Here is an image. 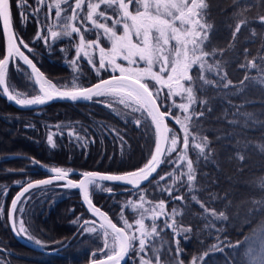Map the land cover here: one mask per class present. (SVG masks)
I'll use <instances>...</instances> for the list:
<instances>
[{
	"label": "snow or ice",
	"instance_id": "obj_1",
	"mask_svg": "<svg viewBox=\"0 0 264 264\" xmlns=\"http://www.w3.org/2000/svg\"><path fill=\"white\" fill-rule=\"evenodd\" d=\"M210 8V0H0V27L6 42L0 54V90L9 102L20 108L39 107L54 100L101 103L118 117L125 120L131 117L137 128L154 131L149 158L134 170L124 173L82 171L77 180L71 178L72 168L56 166L47 168L51 174L47 178L24 183L15 181L20 190L11 199L7 212L0 204V218L6 215L7 226L15 235L37 246H46L45 241L33 235L31 210L26 211V207L32 199L31 190L57 185L79 190L83 204L95 218L81 219V214L71 221L81 234H95L102 240V247L91 253L89 264H127L129 260L133 264H185L184 250L176 237L189 238L187 234L193 232V225L186 224L184 217L192 215L203 221L200 230L214 234L215 242L202 256L193 257L190 264H201L209 252L225 248L236 251V257L230 256L226 264H264V254L257 255L250 243L257 228L264 232V198L253 200L245 215V220L257 214L261 217L256 227L250 229L252 235H242L235 241L222 238L223 228L217 223L230 219L228 209L232 201L209 191L215 181L201 171L202 164L215 163L218 156L204 127L209 114L214 112L215 100L226 98L229 107L216 119L226 120L231 125L238 121L229 116L241 114L240 106L233 104L231 97L244 94L253 86L264 91V30L250 29L248 42L255 43L257 38L260 41L255 54H251L247 46L242 53L236 50L242 28L253 22L264 25V0H232L228 24L231 36L224 47L214 45L210 39L215 27ZM252 9H256V16L249 18L247 14ZM16 17L21 27L35 22L37 31L33 42L41 41L46 47H51L49 38L52 41L66 38L71 42L74 55L68 60L72 70L70 81L54 82L25 54L22 49L28 53L35 49L17 34ZM68 51L61 48L66 55ZM84 61L97 77L87 86L81 83L86 75L82 67ZM233 63V71L243 72L239 80L231 78L229 68ZM13 64L29 82L31 93L27 88L18 90L9 83V67ZM104 72L110 75L104 78ZM243 115L252 119L250 113ZM169 121L178 129L170 127ZM65 129L69 142L76 143L77 147L86 149L96 142L95 134L80 122L56 124L49 128L46 136L51 148L57 147L54 137L62 138ZM96 130L118 139L121 150L127 143L121 130L105 121L96 122ZM234 143V155L229 159H237L241 165L249 148L264 155V141L253 144L241 137ZM31 163L39 162L32 159ZM162 165L169 167L163 170ZM6 171L22 172L23 169ZM117 183L130 186L122 191L136 197L121 204L118 219L122 226L93 202L97 192L113 196V185ZM260 183L264 190V179ZM8 192V186L0 184V196L6 197ZM201 193L207 195L201 198ZM217 201L222 203V208L216 207ZM190 203L196 204L200 211L193 213ZM125 210L131 212V222ZM169 231L173 234L174 249L165 247L168 244L165 233ZM5 252L6 249L0 247V254ZM0 264H8L3 255H0Z\"/></svg>",
	"mask_w": 264,
	"mask_h": 264
},
{
	"label": "trees",
	"instance_id": "obj_2",
	"mask_svg": "<svg viewBox=\"0 0 264 264\" xmlns=\"http://www.w3.org/2000/svg\"><path fill=\"white\" fill-rule=\"evenodd\" d=\"M210 5H212L211 1ZM210 13L211 22L215 26L210 39L214 45L224 47L231 36L228 24L231 22L232 0H225L221 11L211 7ZM219 14L223 16L222 19H219ZM52 15L54 17V12ZM247 15L249 18H254L256 9H252ZM253 27L258 32L264 30V25L258 22L250 23L247 28H242L237 38V52L242 53L243 48L247 46L251 54H255L260 43L259 39L257 38L255 43L248 42L251 35L250 29ZM14 28L17 34L35 49L33 53H28L26 49H23L25 54L34 60L37 67L49 79L58 84L70 81L72 70L68 60L74 55V48L68 39L61 38L52 41L49 38L51 47H46L41 41L33 42L37 31L35 22L21 27L20 20L16 17ZM89 38L94 37L90 36ZM4 48V38L0 27V54H3ZM61 48L69 49L67 55L61 52ZM240 58L242 59V55ZM16 63L21 62L16 61ZM82 67L86 75L82 77L81 83L84 86L94 83L97 77L91 72L86 61L83 62ZM233 69H235V63L229 68L231 78L233 80L241 79L243 72L233 71ZM109 75L107 72L102 73L104 78ZM8 80L12 87L18 90L27 88L29 93L32 92V88L28 86L29 82L16 71L14 64L9 67ZM176 99L179 101V98ZM231 99L233 104L240 106L241 114L236 117L229 116V119H235L238 123L230 125L226 120L218 121L216 119L221 115L223 109L229 107L226 98H217L214 102V112L209 114L210 118L204 123L206 134L213 140V147L218 153L217 161L206 165L202 164L201 171L215 181L210 185L209 191L218 193L220 196H227L232 201V207L228 209L230 219L218 222L217 226L223 228V232L220 233L222 238L227 237L235 241L241 239L242 235H252L250 229L256 227V221L261 219L257 214L249 216L245 220V215L247 209L252 207L253 200L264 198V190L260 183L264 179V155L249 148L242 165L237 159H229V157L234 155V141L241 137L252 141L253 144L264 141V91L253 86L246 93L232 96ZM243 113L252 114V119H248ZM98 121H105L110 126L121 130L127 142L123 150H121L119 140L114 136L101 135L96 130ZM75 122H80L84 127L89 128L95 134L96 142L90 143L86 149L77 147L76 143L69 142L66 135L67 129H65V135L62 138L54 137L57 144L55 149L47 144L46 136L49 128L56 124L69 125L75 124ZM46 125L48 127H45ZM169 126L178 129L173 121H169ZM217 136L220 137L219 140L216 139ZM153 142L154 131H148L144 127L137 128L131 122V117H128L127 120L118 117L101 103L53 102L40 108L21 110L13 107L0 91V184L7 185L9 188L6 197L0 196V204L5 206V212H7L11 199L20 188L15 181L19 180L24 183L30 179L46 178L48 173L44 171V168L70 167L74 170L71 177L73 179H78L79 173L82 171L124 173L134 170L147 161ZM223 155H226L227 159L219 162L218 159L220 160ZM32 159L39 163L33 165ZM168 167V165H162L163 170H167ZM7 169H23V171L8 173ZM113 187L115 191L122 188L116 185ZM30 195L32 199L29 201L26 211L31 210L30 216L35 228L33 235L46 242L43 249L57 250V253L35 252L18 243L7 226L5 215L0 218V247L5 248L6 252L0 255H3L8 264H86L92 258L91 253L102 247V240L97 239L95 234H81L78 226L71 223L76 216L81 214V219H92L80 201L77 192L73 189L52 185L47 186L44 190H31ZM154 195L159 196L160 194L154 193ZM200 195L201 198H204L207 193ZM131 196L133 195L130 192H115L113 196L97 192L93 195V202L108 213L118 226H122L118 214L122 202ZM133 198L136 199L135 196ZM163 198L167 199V197ZM171 206L169 204V208ZM189 207L193 213L200 211L194 203H190ZM216 207L222 208L223 205L217 201ZM125 216L129 218L130 222L132 221V214L129 210H125ZM238 219H243L241 225L235 223V220ZM184 221L186 224L193 225V232L187 234L188 239H184L183 236H177L176 239L180 241L179 246L184 250L182 259L185 264H188L193 257L202 256L215 240L214 234L209 235L200 230L203 228V221L196 219L195 215L184 217ZM146 223H150V221H146ZM165 239L168 241V244L165 245L166 248L174 249L176 247L173 242V234L170 231L165 233ZM262 240H264V232L257 228L255 236L250 242L256 249L257 255L264 254ZM53 241L58 242L53 243ZM99 255L97 253V258ZM230 256L236 257V251L231 248L209 252L201 264H226ZM127 264H133V262L129 260Z\"/></svg>",
	"mask_w": 264,
	"mask_h": 264
},
{
	"label": "water",
	"instance_id": "obj_3",
	"mask_svg": "<svg viewBox=\"0 0 264 264\" xmlns=\"http://www.w3.org/2000/svg\"><path fill=\"white\" fill-rule=\"evenodd\" d=\"M1 31H2V27H1ZM3 35V34H2ZM3 38H4V36H3ZM6 42H5V38H4V44H5ZM23 50V49H22ZM26 67V66H25ZM107 78V77H106ZM1 91V93L3 94V92H2V90H0ZM4 96V95H3ZM6 98V97H5ZM8 101V100H7ZM9 102V101H8ZM53 102H66V103H70V101H66V100H54V101H51L50 103H53ZM79 102H85V101H79ZM13 107H15V108H17V109H21V110H28V109H36V108H40V107H43V106H45V105H43V106H39V107H34V108H20L19 106H17V105H15L14 104V102H9ZM50 103H48V104H50ZM47 105V104H46ZM44 171H46L47 172V168H44ZM48 173V172H47ZM51 174L50 173H48V176H50ZM47 178V177H46ZM78 179H80V176H79V178ZM77 179V180H78ZM105 183H109V182H105ZM116 186H120V187H122L121 189H119V190H117V191H115L116 193H124V192H126V191H122V189H124V188H130V186H126V185H122V184H115ZM143 186V185H142ZM19 190H20V188H19ZM18 190V191H19ZM73 190H75L76 192H77V194H78V196H79V199H80V201L82 202V196H81V194H80V192H79V190H77V189H73ZM17 191V192H18ZM17 192H16V194H17ZM15 194V195H16ZM14 195V196H15ZM13 196V197H14ZM82 204H83V202H82ZM10 206V205H9ZM83 206L85 207V209H86V211H87V208H86V205H84L83 204ZM88 212V211H87ZM88 214L91 216V214L88 212ZM92 217V216H91ZM92 219H95L94 217H92ZM8 223V222H7ZM8 228H9V230H10V232H11V234H12V236L14 237V239L18 242V243H20L21 245H23V246H25L26 248H28V249H30V250H32V251H35V252H39V253H43V254H56L57 253V250H46V249H43L42 247H40V246H37L35 243H32V242H30V241H28V240H26V239H24V238H22L21 236H17V235H15L14 233H13V231L11 230V228H10V226H8ZM86 264H89V262H87Z\"/></svg>",
	"mask_w": 264,
	"mask_h": 264
},
{
	"label": "rangeland",
	"instance_id": "obj_4",
	"mask_svg": "<svg viewBox=\"0 0 264 264\" xmlns=\"http://www.w3.org/2000/svg\"><path fill=\"white\" fill-rule=\"evenodd\" d=\"M210 1H211V4L213 5V6L211 5V7L217 8L219 11H221L222 8H223V3H224L225 0H210ZM215 6H216V7H215ZM219 16H220L219 19H222V18H223L222 15L219 14ZM226 20H228V19H226ZM219 23H220V22H219ZM226 26H227V25H226ZM21 63H22V62H21ZM225 159H227V156H226V155H223V157L220 158V160L218 159V161H219V162H221V161L223 162ZM129 198L134 199L133 196H131V197H129ZM242 222H243V219L235 220V223L238 224V225H241ZM188 264H190V263H188Z\"/></svg>",
	"mask_w": 264,
	"mask_h": 264
},
{
	"label": "flooded vegetation",
	"instance_id": "obj_5",
	"mask_svg": "<svg viewBox=\"0 0 264 264\" xmlns=\"http://www.w3.org/2000/svg\"><path fill=\"white\" fill-rule=\"evenodd\" d=\"M48 177V176H47Z\"/></svg>",
	"mask_w": 264,
	"mask_h": 264
}]
</instances>
